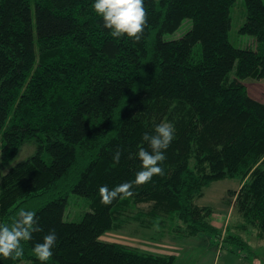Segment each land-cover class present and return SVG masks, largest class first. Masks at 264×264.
I'll return each instance as SVG.
<instances>
[{"label":"trees","instance_id":"16d2710c","mask_svg":"<svg viewBox=\"0 0 264 264\" xmlns=\"http://www.w3.org/2000/svg\"><path fill=\"white\" fill-rule=\"evenodd\" d=\"M236 1L145 0L148 26L134 43L108 35L94 0H0V223L23 207L42 229L22 258L0 264H41L32 248L51 230L57 244L46 264H176L173 255L99 241L130 225L155 241L204 235L249 251L233 233L249 230L264 241V104L243 84L264 79V0H243L239 32L255 50L228 40ZM185 21L180 39H164ZM162 122L175 127L164 175L102 204L99 188L135 179L143 136ZM27 147L32 154L11 166ZM227 179L239 182L233 231L196 204ZM70 194L88 202L78 222L63 220Z\"/></svg>","mask_w":264,"mask_h":264},{"label":"rangeland","instance_id":"374dc122","mask_svg":"<svg viewBox=\"0 0 264 264\" xmlns=\"http://www.w3.org/2000/svg\"><path fill=\"white\" fill-rule=\"evenodd\" d=\"M231 28L228 33V40L232 46L238 49L255 50L256 42L250 36L239 32L245 21V6L243 0H237L230 9ZM190 29V22L185 21L183 25L173 34L164 37L166 41L180 39ZM233 75V74H232ZM249 95L264 104V79L243 81ZM32 154L31 148H25L21 155L13 160L11 166L23 161ZM4 173H0L2 176ZM239 189L237 180H222L213 183L205 190L204 196L196 204L200 207H210L213 214L210 222L218 229H224L227 224L232 231L240 220L234 208L232 192ZM145 207V206H141ZM86 199L70 194L65 209L63 220L65 222H78L82 216L89 212ZM241 236L249 245V251H241L236 247L222 243L209 236H198L188 240L172 242L169 240L155 241L151 232L143 231L136 225L127 226L120 231H109L99 237L103 243H117L137 248L145 253L154 255L176 256V264H264V241L256 237L254 230L246 232L233 231ZM226 235L225 233L223 236ZM249 253V254H248ZM19 264H28L22 262Z\"/></svg>","mask_w":264,"mask_h":264},{"label":"clouds","instance_id":"9594fccd","mask_svg":"<svg viewBox=\"0 0 264 264\" xmlns=\"http://www.w3.org/2000/svg\"><path fill=\"white\" fill-rule=\"evenodd\" d=\"M92 10L102 18L103 28L114 39L127 37L134 43H139L148 26V10L145 0H94ZM175 136V127L171 122H162L155 127L154 134H144L143 141L147 148L140 147L136 157L141 162L140 170L131 182H124L109 189L107 185L99 188L101 203L110 205L116 199H126L134 195L133 189L152 181L154 176H163L161 166L166 160L165 151ZM122 151L117 149L113 156V166L120 163ZM39 221L35 211L20 208L10 223H0V258L18 260L24 255V242L33 239V233L40 232ZM57 244L55 230L43 236L42 242H37L33 255L41 264H46L53 256Z\"/></svg>","mask_w":264,"mask_h":264}]
</instances>
